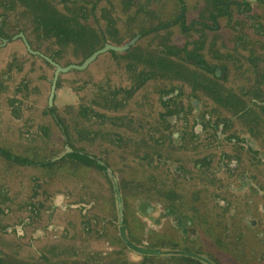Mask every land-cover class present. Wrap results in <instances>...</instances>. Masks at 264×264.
Instances as JSON below:
<instances>
[{
  "label": "rangeland",
  "instance_id": "374dc122",
  "mask_svg": "<svg viewBox=\"0 0 264 264\" xmlns=\"http://www.w3.org/2000/svg\"><path fill=\"white\" fill-rule=\"evenodd\" d=\"M44 1L57 6L60 12L64 11L63 13L68 16L78 12V9L72 8L73 0ZM246 3L251 5L249 11H244L246 4L243 3L240 12L237 11L236 6H232L227 17L219 19L220 26L215 45L216 60L210 56L212 52L210 46L206 47L204 53L208 55L207 64L218 62L219 67H226L224 76L217 79L218 86L224 94L227 93L226 89L235 83L245 103H256L262 99L255 98L250 92L247 94L243 92H257L264 87V0H246ZM78 4L76 3L75 6ZM91 4L93 9L90 16L86 18L87 15L83 11L84 16L77 17L83 24L78 28L86 30L85 26L89 27L94 40L90 39V42L89 34L83 32V42L75 43L69 40L61 44L58 41L56 43L51 37L46 38L43 34H39V31H33L36 35L35 48L45 54H53L55 62L61 67L81 64L90 50L99 49L105 41L122 45L136 35H140L139 45L134 47V51L132 49L128 54L104 52L85 70L69 69L66 72H59L51 100L55 75L53 64L27 56V62H10L6 70L7 63L0 62V148L5 146L17 153L33 151L32 156H41L40 158L43 159L40 167L35 164H18L0 157V191L5 194L0 216V247L5 249V247L20 246L25 262L29 264H47L40 256L41 253L43 255L46 252L52 264H72V261H77V257L80 261L84 258L89 264L91 262L103 264L104 261L113 259L116 250L109 243L111 240L113 244L112 235H104V231L101 232L103 224L95 222L99 216V192L111 187L104 185L110 182L108 177L106 182L103 175L94 170L90 173V181H85L83 171H73L74 167L68 162H62L57 170L52 172L57 165L52 159L65 152L66 143L71 136L78 134L76 144L84 149L83 138H88L91 128L92 133L87 142L95 151H99L106 141L105 134H112L111 137L123 134L124 141L133 140L134 130L132 134L131 129L125 124L132 125L134 103L149 102L153 106H160L164 103L163 95L156 92L162 88L170 87L165 93L178 90L179 96L175 98V102L184 105H189L195 99L204 106H212L213 103L223 102L225 96L219 93L217 99L210 92L197 90L202 82L203 72L199 69L197 61L188 58L189 55H196L199 49L197 42L201 37V31L196 23L205 19L204 12L199 9L201 0H93ZM32 23L33 21L28 20L26 16L28 32ZM167 40L169 44L179 49V51L175 49L179 57H174V60L180 63L175 66L182 67L183 70L181 69L179 74L176 68H173V71L169 68H160L154 78V92L150 98H147L149 91L146 86L138 88L135 94L134 92L129 94L127 90H130L129 88L134 84V72H147L149 62H143L144 58L159 57L160 52H163V41ZM86 42H90V45ZM16 43L17 46L2 50V53H11L14 47L24 52L20 42ZM236 43L240 46L234 51ZM133 54L136 60L134 57L126 56ZM163 56L169 60L171 58L168 55ZM6 72L12 79L4 82L3 74ZM160 72L168 74H160ZM110 95H116V99H110ZM113 103L118 104L117 107H121L122 110L108 115L102 104ZM15 104L17 106H14ZM88 105L92 106V114L95 113L94 121L87 119L86 112L82 114L83 106ZM51 110L57 112L58 116L67 122L69 139L55 124ZM100 114L116 121L104 122ZM104 150L108 151L106 148ZM122 152L121 156H111L109 165L122 172L124 184H131L134 182V168H142L134 160V141ZM148 153V147L142 149V154ZM107 171L114 184H117L111 170ZM144 172L147 173L146 170ZM87 192L96 199L91 208L85 212ZM128 193L130 194V190ZM56 195L62 200L60 206L54 203ZM117 196L120 223H122V202L120 195ZM111 198L114 199V196ZM35 210L39 213V219L33 230L27 229L24 234L20 229L10 231L13 225H18L24 216H30ZM110 225L107 224V227ZM114 225L117 229V224ZM123 225L120 230L122 237L125 238L126 226ZM35 229H38V233ZM51 244L71 249L73 252L71 260L69 257L66 258L62 251L61 254L54 256ZM260 244V248L254 245L256 246L254 250L260 255L253 253L247 257L246 253L252 251L238 249L234 243L228 242L227 264L232 262L264 264V252H261L264 251L262 239ZM141 249L139 247L134 252L127 249L128 257L132 256L135 260L141 261ZM244 250L245 253L241 254ZM88 257L91 259L88 260ZM259 257L262 259L259 260ZM201 260L209 262L205 258ZM194 261L197 260L194 258Z\"/></svg>",
  "mask_w": 264,
  "mask_h": 264
},
{
  "label": "flooded vegetation",
  "instance_id": "af4514ba",
  "mask_svg": "<svg viewBox=\"0 0 264 264\" xmlns=\"http://www.w3.org/2000/svg\"><path fill=\"white\" fill-rule=\"evenodd\" d=\"M243 3L246 4L244 11H249L251 5L246 3V0L241 2L201 0L199 6L205 16V19L196 23L201 31V37L197 42V49H199H196L198 51L196 55H189L188 58L197 61L199 69L203 72L202 82L197 90L210 92L217 99H219V93L224 94L218 86L217 79L224 76L226 67H219L218 62L207 64L209 63L206 59L208 55L204 53V50L210 46L211 58H217L215 45L220 26L219 19L227 17L232 6H236L237 11L241 10ZM219 4L226 5L225 15H219ZM85 5L84 12L87 18L93 7L89 0ZM63 12H60L57 6L47 4L44 0H0V62L7 63L6 70L10 62H27V56H29L32 59L38 58L48 64H53L56 71L57 63L53 54L48 55L35 48L36 35L33 31H39V34H43L46 38L51 37L57 43V34L53 31L48 32L49 27L45 22L48 19L57 22L58 14ZM26 16L28 20L33 21L29 32L26 27ZM85 27L84 32L86 35L89 34V41L94 40L92 30ZM138 39L137 35L122 45H114L105 41L92 54L105 45L124 47L122 51L116 52L109 49L106 52L128 54L130 50L134 51V44ZM16 42H20L24 52L14 47L13 52L2 53V50L17 46ZM90 42L86 43L90 45ZM234 45L233 50L235 51L240 45L237 43ZM92 54L86 56L82 63ZM101 54H98L92 62ZM126 56L134 57V54ZM157 59L156 56L151 58L148 63L149 71L134 72V84L129 88L130 90H127L129 94L131 92L135 94L138 88L146 86L149 91L147 98H150L154 92V78L160 69H156L153 64V60ZM134 60H136L135 57ZM160 74L168 73L160 72ZM198 74L200 75V72ZM9 79H12L9 73L3 74L4 82ZM169 88H162L156 92L163 95L164 103L160 106H153L149 102L134 103L132 125L125 124L131 129V133L134 130L133 140L124 141L123 134L113 137H111L112 134H105L106 141L99 151H95L87 142L92 133L90 128L88 138H83L84 149L76 144L78 134H74L67 141L66 144L69 147L66 145L65 152L52 159L57 163L52 172L56 171L62 162H68L74 167L73 171H83L85 181H90V173L94 170L102 174L106 182L108 179L110 181L109 184L104 185L111 187L99 192V216L95 222L103 224L101 232L104 231V235H112L113 244L111 240L109 243L116 250L113 259L104 261L103 264H227L228 242L234 243L238 249L252 251L246 253L247 257L258 253L254 248L256 246L260 248L261 239L264 243V87L258 89L257 92L244 91V94L250 92L255 98L262 99L256 103H245L236 84H231L226 89L227 93L224 94L223 102H221L227 106L220 102L213 103L212 106H204L195 99L190 102V106L176 103L175 98L179 96V91L165 93ZM112 98L116 99V95H110V99ZM117 105L102 104V107L110 115L122 110ZM83 108L82 114L86 112L87 119L94 121L95 113L91 112L92 106H83ZM51 112L55 124L69 139L70 132L67 122L58 116L57 112L54 113L53 110ZM100 115L104 122L116 121L103 114ZM71 127L73 129L74 125L72 124ZM133 141L134 160L142 168L135 167L134 182L124 184L122 172L113 169V165L110 166L109 163H111V156H121L122 150L130 147ZM2 147L0 157L4 160L22 165L35 164L40 167L43 163L41 156L31 155L33 151L17 153L8 147ZM147 147L149 153L142 154V149ZM105 148L108 151L104 150ZM108 169L114 174L117 184H114L112 178L109 177ZM87 194L85 212L91 208L96 199L91 193L87 192ZM117 194L120 195L122 202V223H120ZM112 196L114 199L111 198ZM4 201L5 194L0 191V216ZM144 202L145 204H142ZM54 203L57 206L62 204L58 195ZM38 219L39 213L35 210V213L30 216H24L18 225H13L10 231L20 229L24 234L27 229H34ZM107 224H111L110 227H107ZM114 224H117V229ZM122 225L126 226L124 231L130 243L138 249L141 247V250L152 251V253L140 251L141 261L135 260L132 256L130 259L127 249L133 252L138 249L130 247L125 242L120 230ZM35 232L38 233V229H35ZM51 247L54 256L61 254L62 251L65 257L71 260L73 255L71 249L57 244H51ZM245 250L241 254L245 253ZM261 252L264 251L261 250ZM40 256L44 263L52 264L49 261L48 252L43 255L41 253ZM198 256L209 262H203ZM90 259L88 257V260ZM258 259L261 260L262 257ZM247 261L250 260L247 259ZM71 263L89 264L84 258L80 261L79 257L77 261ZM0 264L29 263L25 262L20 246H13L5 247V249L0 247ZM91 264L96 263L91 262Z\"/></svg>",
  "mask_w": 264,
  "mask_h": 264
},
{
  "label": "trees",
  "instance_id": "16d2710c",
  "mask_svg": "<svg viewBox=\"0 0 264 264\" xmlns=\"http://www.w3.org/2000/svg\"><path fill=\"white\" fill-rule=\"evenodd\" d=\"M90 2H92V0H89ZM87 2V0H73L72 1V8H76L78 9V12L76 13H72V15L68 16L67 14L64 13H59L58 14V19L57 22H53L51 21V19H48L47 22H45L47 24V26L49 27L48 32H55L57 34V39L58 42L63 44L66 43V41L72 40L75 43H81L83 42V38H82V34L84 32L83 28H78V26H82V20L79 19L77 16H84L83 13V9H84V3ZM76 3H79L77 6H75ZM219 15H225L226 12V5L223 6V4H219ZM157 29L154 30V32H156ZM137 36V35H136ZM138 40L135 42L134 47L136 45H139V40H140V35H138ZM169 40L167 41H163V52H160L159 57L157 60H153L154 61V65L157 68H169L173 71V68H176V72H180V70L183 68H179V66H175L176 64L180 63L179 61H175V58H178V51L179 49L174 47L173 45L168 43ZM175 49H177L178 51H175ZM95 50L92 49L89 52V55H91ZM163 55H168L170 58V60L163 56ZM150 56H147V58H144V61L150 62L151 61ZM150 59V60H149ZM140 61H143L139 58ZM143 61V62H144ZM179 68V69H178ZM173 73V72H172ZM180 74V73H179Z\"/></svg>",
  "mask_w": 264,
  "mask_h": 264
},
{
  "label": "water",
  "instance_id": "95a60500",
  "mask_svg": "<svg viewBox=\"0 0 264 264\" xmlns=\"http://www.w3.org/2000/svg\"><path fill=\"white\" fill-rule=\"evenodd\" d=\"M109 49L114 50V51H122L124 49V47L122 46H111V45H105L102 49L98 50L97 52H95L94 54H92V56H90L88 59H86L81 65H69L67 67H61L59 65L56 64V71H55V75L53 78V82H52V94L50 96V100L53 98L54 95V91H55V87H56V82H57V78H58V74L59 72H66L71 68H77V69H85L95 58L98 54L104 53L106 51H108ZM125 242L130 245V247H133L134 249H138L135 245H133L132 243H130L128 241V239H126L125 237ZM141 252L144 253H150V251L147 250H141Z\"/></svg>",
  "mask_w": 264,
  "mask_h": 264
}]
</instances>
